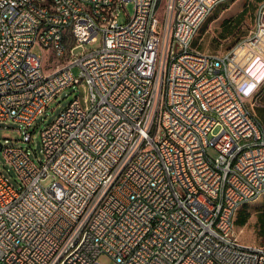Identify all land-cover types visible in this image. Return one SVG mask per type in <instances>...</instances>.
<instances>
[{
  "label": "built area",
  "instance_id": "2783aa9c",
  "mask_svg": "<svg viewBox=\"0 0 264 264\" xmlns=\"http://www.w3.org/2000/svg\"><path fill=\"white\" fill-rule=\"evenodd\" d=\"M87 1L0 0V122L21 125L24 143L0 139L18 177L0 169V264H264V245L233 231L264 195V124L246 104L264 80L248 48L264 57V0L247 38L220 54L191 42L227 0ZM75 87L83 98L41 132L37 162L29 129Z\"/></svg>",
  "mask_w": 264,
  "mask_h": 264
},
{
  "label": "rangeland",
  "instance_id": "374dc122",
  "mask_svg": "<svg viewBox=\"0 0 264 264\" xmlns=\"http://www.w3.org/2000/svg\"><path fill=\"white\" fill-rule=\"evenodd\" d=\"M263 0H227L219 3L212 14L202 22L197 34L191 42V47L202 53L220 54L227 52L243 42L254 26L255 13L259 3ZM166 0H161L160 5L165 7ZM247 8V13L242 17L238 24L237 19L243 9ZM134 4L129 2L125 5V11H121L119 22L124 23L127 15L130 17L134 14ZM86 48L98 46L97 43L86 44ZM248 48L257 54L251 64L258 66L257 78L254 80L255 85L264 78V57L259 54L253 47L248 45ZM261 53H264V47L259 48ZM34 53L40 56L45 55V51L37 46L34 48ZM254 54V53H253ZM45 65L49 64L47 56L44 57ZM55 66V65H54ZM51 69V68H50ZM77 72V69L74 70ZM249 75V71L247 74ZM250 79V78H247ZM251 87V86H250ZM79 96L83 98V94L78 87L66 89L57 98L49 102L47 110L38 117L34 125L29 129L32 133V140L28 144L33 151V158L39 162L44 161L42 152L41 132L51 125L58 115L69 105L70 101ZM247 106L253 108V112L258 116L262 124H264V80L256 93V96L247 101ZM253 105V106H252ZM22 126L14 121L0 122V139H9L10 144L24 145L22 140ZM220 128H216L213 134H217ZM209 134V141L214 137ZM213 155L214 153L211 152ZM0 169L9 177L11 182L18 184V177L13 168L6 162L3 152L0 151ZM54 180L52 176L47 177L42 183L47 186ZM242 215L250 214V218L246 225L242 226L236 222L238 213L242 210ZM235 216L233 231L239 242L243 245L261 246L264 245V195L257 200L242 206ZM101 264H115V262L106 255L99 257Z\"/></svg>",
  "mask_w": 264,
  "mask_h": 264
},
{
  "label": "bare ground",
  "instance_id": "6f19581e",
  "mask_svg": "<svg viewBox=\"0 0 264 264\" xmlns=\"http://www.w3.org/2000/svg\"><path fill=\"white\" fill-rule=\"evenodd\" d=\"M161 0H157V4L160 5ZM165 5H167V0ZM79 7L89 8V1L79 0ZM203 21H201L202 24ZM39 23H46V16H39ZM54 72H62V65H55ZM204 82L194 83V96H203ZM209 135H204L203 144H210ZM194 177H201V169H194ZM258 199V198H257ZM257 199H249L248 203L253 202Z\"/></svg>",
  "mask_w": 264,
  "mask_h": 264
},
{
  "label": "trees",
  "instance_id": "16d2710c",
  "mask_svg": "<svg viewBox=\"0 0 264 264\" xmlns=\"http://www.w3.org/2000/svg\"><path fill=\"white\" fill-rule=\"evenodd\" d=\"M247 13V8L243 9L242 12L239 14V18L237 19L238 24L241 22L242 17ZM244 209H242L238 215L236 222H239L240 225L244 226L248 222L250 218V214L247 212V214L242 215Z\"/></svg>",
  "mask_w": 264,
  "mask_h": 264
},
{
  "label": "water",
  "instance_id": "95a60500",
  "mask_svg": "<svg viewBox=\"0 0 264 264\" xmlns=\"http://www.w3.org/2000/svg\"><path fill=\"white\" fill-rule=\"evenodd\" d=\"M0 150H1V144H0Z\"/></svg>",
  "mask_w": 264,
  "mask_h": 264
},
{
  "label": "crops",
  "instance_id": "0c3cea01",
  "mask_svg": "<svg viewBox=\"0 0 264 264\" xmlns=\"http://www.w3.org/2000/svg\"><path fill=\"white\" fill-rule=\"evenodd\" d=\"M263 73H264V69H263V71H262Z\"/></svg>",
  "mask_w": 264,
  "mask_h": 264
}]
</instances>
